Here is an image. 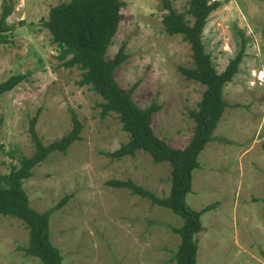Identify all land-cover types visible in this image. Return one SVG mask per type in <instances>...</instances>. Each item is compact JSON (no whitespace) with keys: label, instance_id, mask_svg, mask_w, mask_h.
<instances>
[{"label":"rangeland","instance_id":"rangeland-1","mask_svg":"<svg viewBox=\"0 0 264 264\" xmlns=\"http://www.w3.org/2000/svg\"><path fill=\"white\" fill-rule=\"evenodd\" d=\"M3 0H0V10ZM69 0H12L5 19L13 28L0 44V82L27 73L0 95V173L17 170L23 157L36 151L29 120L43 145L73 128L72 112L82 125L64 153L55 150L30 168L22 179L30 206L44 212L65 196L48 218L49 242L64 264H175L183 223L169 208L115 187L111 180H130L165 197L170 190V164L154 162L136 150L120 158L110 153L129 139L115 112L100 116L103 98L91 85L79 84L81 70L65 67L59 48L42 25L51 6ZM121 19L104 57L111 59L125 42L127 58L114 70L123 91L144 108L155 102L154 134L170 146L184 147L195 122L205 85L186 79L178 66H194L190 43L181 34L165 33L159 0H123ZM214 1V0H210ZM201 32L204 51L221 72L245 39V55L231 81L224 84L227 102L212 139L198 155L187 205L200 210L202 230L196 235V264H264V0H215ZM185 13L186 0H173ZM192 23L191 14H185ZM22 21V24H19ZM68 55L66 58H69ZM26 223L0 213V264H43L25 252Z\"/></svg>","mask_w":264,"mask_h":264},{"label":"trees","instance_id":"trees-1","mask_svg":"<svg viewBox=\"0 0 264 264\" xmlns=\"http://www.w3.org/2000/svg\"><path fill=\"white\" fill-rule=\"evenodd\" d=\"M161 8L167 12L162 15L161 23L168 35L181 34L182 40L191 45L194 66H178V71L186 78L205 85L196 108L188 114L195 122L193 134L182 148L170 146L163 138H158L152 129V114L160 109L154 101L144 108L138 107L131 99L134 87L128 91L120 89L114 79V70L127 58L123 42L111 59L104 54L113 43L118 22L121 19L120 8L123 0H69L51 6L48 17L42 25L51 34L52 42L59 48L58 58L65 67L76 66L81 70L79 84H89L98 93L103 102L100 116L109 112L118 114L122 128L129 133V139L118 149L110 153L111 157L120 158L133 155L138 149L148 152L154 162L167 161L170 164V190L165 197L156 196L151 191L130 180H111L115 187H126L133 194L149 199L153 204L164 206L179 215L183 224L172 231L180 236V243L173 255L175 264H196L197 238L203 229L200 216L214 208V203L200 210L190 208L185 199L191 191L192 172L198 168V155L212 139L213 130L220 119L227 102L222 97L224 84L231 81L238 69V64L245 55L246 42L241 39L239 49L226 67L217 72L212 65L209 53L204 51L201 32L207 17L218 5V1L186 0L188 9L185 13L173 7V0H159ZM13 11L12 0H3L0 10V44L5 42L4 33L13 28L6 25L5 19ZM191 14L190 23L185 14ZM19 21V24H22ZM70 55L69 58H66ZM27 73L10 75L0 82V95L20 83ZM73 128L60 139L43 145L34 128L37 115L29 120V133L36 145L35 153L21 159L20 167L8 174L0 173V213L23 220L29 233V244L25 252L38 257L43 264H64L59 251L49 242L48 218L50 213L63 205L69 196H65L56 205L44 212H38L29 204L28 195L22 187V179L31 175L30 168L41 163L49 152L58 150L64 153L67 147L78 138L82 125L72 112Z\"/></svg>","mask_w":264,"mask_h":264}]
</instances>
